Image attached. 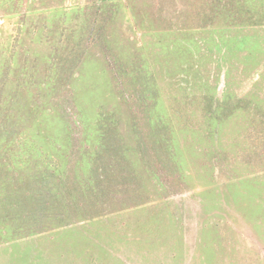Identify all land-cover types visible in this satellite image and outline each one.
Returning <instances> with one entry per match:
<instances>
[{"label": "rangeland", "instance_id": "374dc122", "mask_svg": "<svg viewBox=\"0 0 264 264\" xmlns=\"http://www.w3.org/2000/svg\"><path fill=\"white\" fill-rule=\"evenodd\" d=\"M0 264H264V0H0Z\"/></svg>", "mask_w": 264, "mask_h": 264}]
</instances>
